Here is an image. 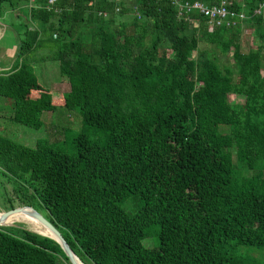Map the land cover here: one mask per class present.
<instances>
[{
    "label": "trees",
    "instance_id": "obj_1",
    "mask_svg": "<svg viewBox=\"0 0 264 264\" xmlns=\"http://www.w3.org/2000/svg\"><path fill=\"white\" fill-rule=\"evenodd\" d=\"M259 1L231 0L245 18L207 30L203 16L178 19L169 0H0L15 44L0 69L9 120L42 126L29 101L44 90L30 64L39 48L68 85L52 111L79 117L32 147L0 131L3 209L45 211L84 264H264L249 253L264 248V19L250 15ZM246 26L259 43L243 52ZM199 40L231 65L197 51ZM0 264L70 263L55 241L14 223L0 226Z\"/></svg>",
    "mask_w": 264,
    "mask_h": 264
},
{
    "label": "rangeland",
    "instance_id": "obj_2",
    "mask_svg": "<svg viewBox=\"0 0 264 264\" xmlns=\"http://www.w3.org/2000/svg\"><path fill=\"white\" fill-rule=\"evenodd\" d=\"M127 6H133V0H124ZM126 16H130L128 13ZM8 19V16H6ZM128 18V17H125ZM129 19V18H128ZM9 20H11L9 18ZM5 29L4 24L0 21V69L8 68L13 58V52L15 49L14 35ZM131 27L126 26V32H130ZM134 42L141 44L142 40L135 38ZM259 40L255 37L253 29L246 26L242 29L239 36L240 49L246 52L251 47H256ZM211 49L217 58L219 64H230V53L220 54L212 46L206 44L204 41L199 40L197 44V51ZM48 52L47 48H39L35 50L30 58V64L33 67V76L37 83L44 89L43 91H31L29 93V101H37L38 107L41 109V120L42 126L37 129H31L26 126L12 123L9 120L11 114V103L9 100L0 98V131L2 135L15 140L23 145L32 147L34 142L39 137H46L48 140H55L61 138L62 130L66 128L77 129L79 127V117L74 111H64L62 108H58L52 111V107H60L62 104V93L67 90L68 85L64 78L59 74L57 69V62L42 57L46 56ZM196 51L191 53L194 57ZM48 55V54H47ZM264 63V58H263ZM200 86L199 83L187 82L185 88L193 91ZM230 103L236 100V95L231 92L227 96ZM72 129V130H73ZM34 209V208H33ZM7 209H3V203L0 201V212ZM42 216H45L46 212L36 210ZM20 224L27 230L35 233L34 230L30 229L28 224L23 222H15ZM14 224V223H13ZM143 244H146L145 239L142 240ZM249 253L254 257L260 259L264 256V248H249ZM260 257V258H259Z\"/></svg>",
    "mask_w": 264,
    "mask_h": 264
},
{
    "label": "built area",
    "instance_id": "obj_3",
    "mask_svg": "<svg viewBox=\"0 0 264 264\" xmlns=\"http://www.w3.org/2000/svg\"><path fill=\"white\" fill-rule=\"evenodd\" d=\"M94 1V0H92ZM116 2L118 0H115ZM176 9V17L190 23L191 26L197 25L198 15L203 16L206 20L207 30H210L213 25H236L245 18L243 12H233L228 8L231 0H218L217 4L207 5L201 0H169ZM56 0H45L47 9H54ZM117 10V7H115ZM193 14V15H192ZM251 16H260L264 19V0H260L252 9Z\"/></svg>",
    "mask_w": 264,
    "mask_h": 264
},
{
    "label": "water",
    "instance_id": "obj_4",
    "mask_svg": "<svg viewBox=\"0 0 264 264\" xmlns=\"http://www.w3.org/2000/svg\"><path fill=\"white\" fill-rule=\"evenodd\" d=\"M25 210H27L26 214H28V216L32 217L36 222L41 224L44 228H46L54 236V238H56L55 242L59 245L60 249L62 250L64 255L67 257V260L70 264H75V262H76L75 260L80 262V264H84L74 255V253L71 251L69 246L66 244L65 240L63 239V237L61 236L59 231L44 216H42L40 213H38L35 209L28 207V206H17V207H14V208H11V209H8V210L1 212L2 218L6 217L7 215H9L11 213L21 212V211H25ZM35 233L39 234L41 236H45V235H42L41 233H38L36 231H35ZM45 237H47V236H45Z\"/></svg>",
    "mask_w": 264,
    "mask_h": 264
},
{
    "label": "bare ground",
    "instance_id": "obj_5",
    "mask_svg": "<svg viewBox=\"0 0 264 264\" xmlns=\"http://www.w3.org/2000/svg\"><path fill=\"white\" fill-rule=\"evenodd\" d=\"M27 210L21 211V212H15L7 215L6 217L2 218V213L0 212V226H8L11 225L15 222H23L28 224L29 228L41 233L42 235H45L49 237L50 239L56 241L54 236L46 229L44 228L41 224L36 222L32 217L28 216ZM75 264H80L77 260H75Z\"/></svg>",
    "mask_w": 264,
    "mask_h": 264
}]
</instances>
